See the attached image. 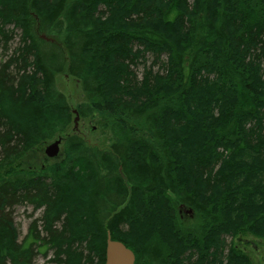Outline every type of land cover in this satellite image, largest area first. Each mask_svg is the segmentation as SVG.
<instances>
[{"label":"trees","instance_id":"16d2710c","mask_svg":"<svg viewBox=\"0 0 264 264\" xmlns=\"http://www.w3.org/2000/svg\"><path fill=\"white\" fill-rule=\"evenodd\" d=\"M134 1L0 0V48L21 32L0 62V264H105L108 233L135 264L254 263L239 242H264V0ZM144 55L161 70L139 80ZM64 74L106 149L76 132ZM173 202L202 227L168 223ZM24 205L41 216L20 242Z\"/></svg>","mask_w":264,"mask_h":264},{"label":"rangeland","instance_id":"374dc122","mask_svg":"<svg viewBox=\"0 0 264 264\" xmlns=\"http://www.w3.org/2000/svg\"><path fill=\"white\" fill-rule=\"evenodd\" d=\"M56 1L57 0H53ZM135 7L139 6L137 0L134 1ZM129 7V6H128ZM102 13H104L103 16H105V19H108L110 17V13H106L107 11H105V9H101ZM100 11V12H101ZM104 11V12H103ZM141 15H139L138 18H140ZM98 15L94 17V19L97 20ZM151 18V17H148ZM76 18H74L75 20ZM104 21V19L102 20ZM161 23V22H160ZM20 36H21V32L20 31H16V37L10 41L9 45H8V49L6 50L8 53H5L3 51V49L0 48V62L1 60V55L6 54V56L10 55L11 53L14 52V49L16 47V45L19 43L20 45ZM44 38H46V36H43ZM49 40V38H47ZM56 40V39H55ZM57 41V40H56ZM11 50V51H10ZM139 51V50H138ZM140 54V53H139ZM4 59V57H3ZM163 60H165V58H163ZM139 66L137 68H132L134 74L137 76V78H139V80H142V78H145L146 72H150L151 74H156L161 70V67L159 66V64H161L159 62V59H157L155 56L153 55H147L145 57L140 58L139 60ZM264 66V65H263ZM263 80H264V76H263ZM56 85L58 87V89L60 90V92L62 94H64L70 101L71 106L74 108V111H77V106L79 103H83L84 102V95L81 91V84L75 79L72 78L68 75H60L58 77H56ZM76 116L79 117V122H78V126H77V130L76 132L80 135L85 136V138L89 141V143L91 145L94 146H99L102 150L106 149L108 144H109V135L107 132L103 131V128L99 125L96 124L95 122L92 123L91 121H82L79 113L76 115L74 114V128H75V120H76ZM167 132V131H166ZM172 132V131H170ZM61 139V144H60V152L59 155L61 153V149H62V145L64 144V138H57L56 140ZM54 140V141H56ZM52 141V142H54ZM51 142V143H52ZM47 144L45 146L44 149V155L46 156V158L48 157L46 155V149L47 147L51 144ZM136 153V150H134ZM172 152V151H170ZM169 152V153H170ZM139 153V150H138ZM142 153V150H140V154ZM49 159V158H48ZM56 159H58L56 157ZM40 163H42L40 161ZM168 196L172 199H174L173 195H170L169 193H167ZM176 212L177 214H174L173 216L169 217V220H171V218L173 219L171 222L168 221V223H173V224H177V227L180 229H183L184 226H188V225H197V227L200 229L202 227V223L199 222L198 216L195 215L194 216H189L188 214L185 213V210H191L188 207H184L183 204L177 203V202H173ZM183 208V210L181 209ZM41 216V212L37 211L34 213V209L32 206L29 205H24V206H18L15 208L14 211V224L16 225V227L18 228L19 232H20V242L24 240V238L26 237V235L28 234V229L30 224L37 218H39ZM175 216V219H174ZM175 220V221H174ZM167 225V228H164L166 232H164L166 234V236L170 239L171 237H174L176 234L172 231L176 230L178 231L177 227L175 229L174 225ZM128 231H130V227H126ZM132 231V230H131ZM171 234H170V233ZM123 238H125L126 240H128L130 243H136L134 241V239L130 236L129 234H120ZM181 235V234H180ZM182 237V235H181ZM167 238V239H168ZM171 243H174L173 240H170ZM158 243H153L152 247L154 245L161 247L162 245L163 247H165L166 243H163L161 241H157ZM227 242H230V239L227 240ZM241 245V249L246 252L248 255H250L252 261L254 263L252 264H264V242L263 241H256L251 238V237H244L240 240L239 242ZM151 246V245H150ZM168 256V254H167ZM52 258V253H50L49 257L44 258L42 256H39L37 258L36 264H50L48 261ZM170 261L175 264H177L174 259H170ZM231 262V261H230ZM229 259L228 258H223V264H230ZM184 264V262H183Z\"/></svg>","mask_w":264,"mask_h":264},{"label":"water","instance_id":"95a60500","mask_svg":"<svg viewBox=\"0 0 264 264\" xmlns=\"http://www.w3.org/2000/svg\"><path fill=\"white\" fill-rule=\"evenodd\" d=\"M77 115V112H74ZM79 117H76L75 127L77 128ZM60 141L50 144L46 149V155L49 158H55L59 154ZM105 264H135L134 253L126 247L122 242L114 241L112 235L108 233L107 248H106Z\"/></svg>","mask_w":264,"mask_h":264},{"label":"bare ground","instance_id":"6f19581e","mask_svg":"<svg viewBox=\"0 0 264 264\" xmlns=\"http://www.w3.org/2000/svg\"><path fill=\"white\" fill-rule=\"evenodd\" d=\"M125 30V29H124ZM58 141H60V144H61V139H58V140H56L55 142H58ZM166 143V142H165ZM168 143V142H167ZM59 147H60V145H59ZM59 152H60V150H59ZM178 189V188H177ZM175 190V189H174ZM137 192V191H136ZM136 198H137V196H135ZM172 219V218H171ZM174 219H175V216H174ZM171 221V220H170ZM175 221V220H174ZM171 224H173V223H171ZM166 226H167V224H166ZM135 231H136V229H135ZM138 231V230H137ZM165 232V231H164ZM166 233H167V231H166ZM170 233V232H169ZM171 234V233H170ZM135 235V234H134ZM143 238V237H142ZM179 238V237H178ZM26 239H28V238H26ZM149 240H150V238H149ZM179 240V239H178ZM106 252H107V250H106ZM106 262V261H105Z\"/></svg>","mask_w":264,"mask_h":264},{"label":"flooded vegetation","instance_id":"af4514ba","mask_svg":"<svg viewBox=\"0 0 264 264\" xmlns=\"http://www.w3.org/2000/svg\"><path fill=\"white\" fill-rule=\"evenodd\" d=\"M181 209L183 210V208ZM185 213L188 214L189 216H194V214L190 210H185Z\"/></svg>","mask_w":264,"mask_h":264}]
</instances>
